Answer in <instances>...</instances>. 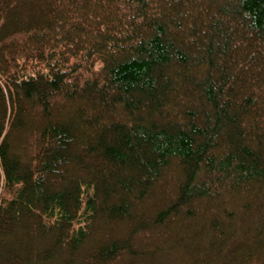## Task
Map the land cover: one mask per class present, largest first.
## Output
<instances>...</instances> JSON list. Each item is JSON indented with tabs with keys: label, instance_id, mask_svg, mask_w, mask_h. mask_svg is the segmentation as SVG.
<instances>
[{
	"label": "trees",
	"instance_id": "16d2710c",
	"mask_svg": "<svg viewBox=\"0 0 264 264\" xmlns=\"http://www.w3.org/2000/svg\"><path fill=\"white\" fill-rule=\"evenodd\" d=\"M201 5L0 0V264H264V0Z\"/></svg>",
	"mask_w": 264,
	"mask_h": 264
},
{
	"label": "rangeland",
	"instance_id": "374dc122",
	"mask_svg": "<svg viewBox=\"0 0 264 264\" xmlns=\"http://www.w3.org/2000/svg\"><path fill=\"white\" fill-rule=\"evenodd\" d=\"M214 1H217V0H210V1H208V0H201V3H205V6L204 5H201L200 7H199V10H201V11H205V12H209L207 9H208V3H211V2H214ZM210 5V4H209ZM207 10V11H206ZM186 13H190V15H192V14H195V12L193 11V10H191L190 8L189 9H186V11H185ZM224 19V21H227V19L226 18H223ZM175 33H178L177 31L175 32ZM221 42V39H219L218 40V42ZM221 62H223V61H220L219 63L220 64H222ZM197 70V71H196ZM196 70H191L190 71V73L192 74V75H194V74H196L198 77H199V69H196ZM178 82V84H180L181 83V79H180V81L178 80L177 81ZM184 101H185V99H184ZM183 101V102H184ZM186 101H188V100H186ZM171 102H170V100H169V104H167L166 106H165V108L166 109H168V115H166V119L167 120H176L175 118H176V112H177V109H175L174 110V108L172 109L171 107V104H170ZM186 104H188V103H186ZM170 109H172L171 111H170ZM73 110V107H70V109H68V111H67V114L68 113H70L71 111ZM144 110V109H143ZM146 110H148L149 111V109H148V107H145V111ZM176 111V112H175ZM64 111H58V114L60 115V113L62 114ZM143 113H144V111H142ZM152 112H153V110H152ZM68 116H69V114H68ZM35 121H36V118H35ZM251 124V123H250ZM243 126V125H242ZM247 143H249L248 141H247ZM250 144V143H249ZM21 148H23V143H21L20 142V145L18 146H16L15 145V148L13 149L14 150V153H19V151H20V149ZM253 148V147H252ZM165 180H167V179H165ZM169 185V184H168ZM167 185V181H166V185L164 186V189H158V190H156L157 191V193H155V195H153L152 196V198L151 197H148L147 196V198H146V200L144 201L145 202V204L144 205H141V207H144L145 205H147V203H149V205H151L152 206V203H153V207H157L158 205H159V203L162 201V199L160 198L161 197V195L160 194H162V192H165V194H169L170 195V193L172 192V191H174L173 189H172V187H171V185H169L168 186ZM163 190V191H162ZM143 202V203H144ZM143 203H141V204H143ZM138 204H140V203H138ZM131 218H135V214L134 215H132L131 216ZM167 227V230H169V229H171V225L170 226H166ZM157 230H159V233H156L155 231H157ZM166 230V231H167ZM152 231H153V236H152V239H156V238H158V236H160V234H161V236H164L166 233H165V229L164 228H161V227H159V228H153L152 229ZM141 240H143V239H141ZM86 253H87V251L86 250H83L82 251V256H85L86 255ZM60 261L59 260H56L55 261V263H59ZM80 262H81V260H80Z\"/></svg>",
	"mask_w": 264,
	"mask_h": 264
}]
</instances>
